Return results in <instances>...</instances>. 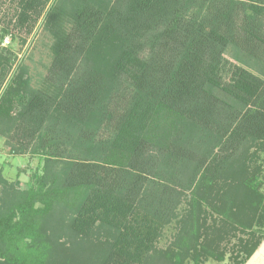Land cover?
I'll return each mask as SVG.
<instances>
[{
  "label": "trees",
  "instance_id": "1",
  "mask_svg": "<svg viewBox=\"0 0 264 264\" xmlns=\"http://www.w3.org/2000/svg\"><path fill=\"white\" fill-rule=\"evenodd\" d=\"M49 1L17 0L19 26L44 13L52 33L40 86L20 68L6 77L0 54V133L39 159L0 200V264H201L222 260L231 230L247 235L243 264L264 238V0ZM231 169L238 198L215 205L208 245L203 190ZM186 186L185 225L158 251ZM59 233L103 241L84 258Z\"/></svg>",
  "mask_w": 264,
  "mask_h": 264
},
{
  "label": "rangeland",
  "instance_id": "2",
  "mask_svg": "<svg viewBox=\"0 0 264 264\" xmlns=\"http://www.w3.org/2000/svg\"><path fill=\"white\" fill-rule=\"evenodd\" d=\"M53 2H59L60 5H65V7L69 6L68 0H50L45 9ZM19 10L17 0H0V54L11 58L6 77L8 75L11 76L20 68L19 72L28 79L29 88H35L40 86L46 67L50 62V45L53 37L44 18V13L36 21L31 20L26 25L19 26L16 21V15ZM3 29L7 30L4 35L8 38L7 43L4 42V37H1ZM225 57L229 61L235 62L231 56L225 55ZM13 144L14 139L9 134L0 133V177L2 178L0 181V200L4 197L5 189L8 188V185L13 184L24 188L30 180V174L35 171L39 162L38 157L31 155L27 151L18 152ZM255 163L261 165L264 170V152L259 153ZM237 172L235 169L221 172L217 178H211L203 190L206 200V203L203 202V207L206 209V215H204L203 219L200 218V224L203 225L200 231L203 232L199 240L204 241L208 245L213 238H217L212 232V229L218 227L219 222L217 219L220 217L214 211L215 205L219 207L223 205L222 200L226 193L231 192L234 197L236 196L234 195V192H236L235 185L242 178V173L240 175ZM259 191L264 195V178L259 186ZM190 192V188L187 186L186 188H178L176 193L177 202L162 228L156 242V250L162 251L173 248L174 241L185 225L186 215L189 212ZM57 228L60 229L59 226ZM257 228L256 225L253 229L256 230ZM257 231H259V228ZM230 232H233L234 235L230 233V237L229 235L227 236L228 238L225 237L226 240H222L219 243L217 240L215 241V243H218V249L223 252L222 260L206 257L201 264L234 263L233 256L238 240L239 238L246 239L247 235L242 234L240 230H231ZM61 233H59V236L57 235L59 241L65 243V247L61 251L75 256L84 253V258L88 255L90 256L97 248L98 243L103 241L98 234L94 235L91 242H79L77 239L68 241L69 235ZM210 245L213 244L210 243ZM84 258L79 257L78 259L82 260ZM84 260L82 261L85 262ZM185 264H192V261L188 260ZM243 264H264V238Z\"/></svg>",
  "mask_w": 264,
  "mask_h": 264
},
{
  "label": "built area",
  "instance_id": "3",
  "mask_svg": "<svg viewBox=\"0 0 264 264\" xmlns=\"http://www.w3.org/2000/svg\"><path fill=\"white\" fill-rule=\"evenodd\" d=\"M4 42H5V43H7V42H8V38H7V36H6V37H4Z\"/></svg>",
  "mask_w": 264,
  "mask_h": 264
}]
</instances>
